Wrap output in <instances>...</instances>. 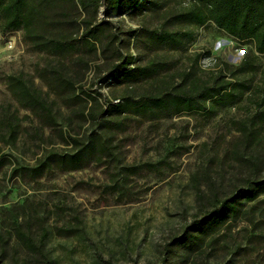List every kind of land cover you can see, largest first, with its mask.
Instances as JSON below:
<instances>
[{
	"label": "trees",
	"instance_id": "obj_1",
	"mask_svg": "<svg viewBox=\"0 0 264 264\" xmlns=\"http://www.w3.org/2000/svg\"><path fill=\"white\" fill-rule=\"evenodd\" d=\"M123 15L138 25H128ZM208 23L251 44L237 64L219 62L206 51L204 57L214 60L206 71L199 65L201 53L188 52L197 30ZM10 31H21L31 50L45 59L36 69L45 92L22 73L8 75L6 86L20 108L37 119V126L26 129L27 136L49 147L33 163L0 157V171L9 167L10 177L31 183L94 163L107 169L109 192L128 202L124 196L130 176L143 169L162 172L164 164L125 163L118 135L131 124L182 112L201 113L209 120L244 104V117L230 119L238 134L226 155L240 171L226 180L221 173L218 179L209 172L192 175L197 211L165 244L160 264H199L197 253L207 248L210 254H230L214 264H231L255 252L259 258L254 264H264V0H0V32ZM104 87L110 88V99ZM19 132L18 115L5 112L0 152L3 146H16ZM239 220L247 223L249 238L259 241L261 249L225 239L221 229ZM15 225L16 238L37 255L39 264H53L44 250L47 230L35 241ZM58 232L69 236L74 231L62 227ZM11 260L19 264L16 255Z\"/></svg>",
	"mask_w": 264,
	"mask_h": 264
},
{
	"label": "rangeland",
	"instance_id": "obj_2",
	"mask_svg": "<svg viewBox=\"0 0 264 264\" xmlns=\"http://www.w3.org/2000/svg\"><path fill=\"white\" fill-rule=\"evenodd\" d=\"M103 14L100 9L99 15ZM122 17L128 25H138L126 15ZM250 46L208 23L197 30L188 52L201 53L199 65L207 71L214 65L211 58L237 64ZM206 51L211 58L204 57ZM261 58L264 62V54ZM44 62V57L33 52L23 40L21 31L0 32V118L5 112L16 113L20 118L16 146H3L2 158L33 163L49 147L45 143L38 146L27 136L26 129L30 131L37 126V119L20 108L6 86L8 75L22 73L45 92L46 85L36 71ZM102 92L110 99L109 87H104ZM243 105L209 120L201 113L182 112L158 122L131 124L118 135L125 163L162 160L164 164L162 172L143 169L130 176L126 184L128 194L124 196L129 198L128 202H119L109 192L107 169L102 165L91 163L81 170L56 172L31 183L10 177V168H3L0 171V244L2 239L6 240V256L0 264H12L13 254L19 264H39L37 255L30 253L16 238L15 222L35 241L43 229L47 230L44 250L53 264H160L165 244L182 232L197 211L192 175L201 177L209 172L218 179L221 173L226 180L240 171L227 156L238 134L231 130L230 119L244 117L246 106ZM184 147L187 149L183 150ZM200 185L202 190L206 189L202 178ZM15 213L19 215L17 219L12 216ZM62 227H70L73 234H60L58 229ZM221 230L228 241L235 239L247 244V249H261L259 241L249 238L251 230L244 221ZM197 254L199 264L203 257L210 264L216 258L230 257L223 251L210 254L208 248ZM258 258L255 252L234 258L231 264H254Z\"/></svg>",
	"mask_w": 264,
	"mask_h": 264
}]
</instances>
